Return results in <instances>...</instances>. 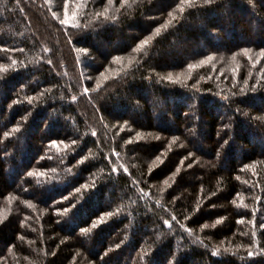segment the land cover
<instances>
[{
	"label": "trees",
	"instance_id": "16d2710c",
	"mask_svg": "<svg viewBox=\"0 0 264 264\" xmlns=\"http://www.w3.org/2000/svg\"><path fill=\"white\" fill-rule=\"evenodd\" d=\"M262 53L264 0H0V264H264Z\"/></svg>",
	"mask_w": 264,
	"mask_h": 264
},
{
	"label": "snow or ice",
	"instance_id": "6c2138e0",
	"mask_svg": "<svg viewBox=\"0 0 264 264\" xmlns=\"http://www.w3.org/2000/svg\"><path fill=\"white\" fill-rule=\"evenodd\" d=\"M205 2H206V3H210L211 0H205ZM62 23H63V21H62ZM157 31H159V30L157 29ZM147 43H148V41L145 40V41L143 42V44H141L138 48L135 49V51L139 52V51L144 47V44H147ZM244 54H245V55H248L247 50H245ZM262 55H264V53H262ZM209 59H211V57H210ZM233 59H235V57H233ZM167 79L171 81L173 78H172L171 75H169V76L167 77ZM177 82H178V80H177ZM165 183H167V182H165ZM240 222L243 223V220H241ZM93 226H94V225H93ZM250 255H251V254H250Z\"/></svg>",
	"mask_w": 264,
	"mask_h": 264
}]
</instances>
